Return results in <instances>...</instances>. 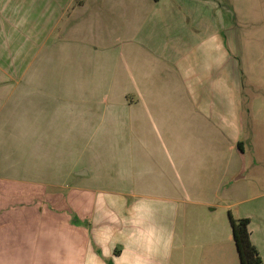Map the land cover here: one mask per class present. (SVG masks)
I'll use <instances>...</instances> for the list:
<instances>
[{
    "label": "crops",
    "instance_id": "obj_1",
    "mask_svg": "<svg viewBox=\"0 0 264 264\" xmlns=\"http://www.w3.org/2000/svg\"><path fill=\"white\" fill-rule=\"evenodd\" d=\"M236 17L225 0H0L1 29L39 46L34 86L0 71V264H241L231 214L264 262V87L243 105ZM60 150L65 195L41 177Z\"/></svg>",
    "mask_w": 264,
    "mask_h": 264
},
{
    "label": "rangeland",
    "instance_id": "obj_2",
    "mask_svg": "<svg viewBox=\"0 0 264 264\" xmlns=\"http://www.w3.org/2000/svg\"><path fill=\"white\" fill-rule=\"evenodd\" d=\"M225 1L228 3H232L235 10L237 11V17L233 21V26L236 32L238 33V40L239 41L242 40V45L240 47L241 56H242V52L244 53V51L246 50H247L246 51L247 54L248 52H250L251 55L252 54L255 55V58L254 59L250 58V60L248 59L246 55H244V57H241L242 64L247 69V74L245 76V86H244L245 91H244V96L241 102L243 103V105H246L248 103H256V101H258V97L255 96V94L253 93V89L251 87L252 81L256 79V81H258L261 84L262 88L264 87V78H262L260 82V78L258 75V62L256 59L257 45L254 43L255 42L254 40L257 39L258 33H259L258 14H257L259 0H225ZM241 20H250L252 25H250V28L247 29L243 27ZM32 32H33V29H28V28L17 30L13 28L1 29L0 27V71L6 70L4 72L7 73L9 76V79L13 81H17L18 79H20V74H23V72H26L28 74L26 78V85L34 86V76H33L32 69L34 68L35 54L39 52L38 50L39 46L38 44H29L30 43L29 41L32 39L30 37L32 36ZM11 38L14 40H18V42L19 40L21 41V40H24V38H26V42L14 44L10 42V40H12ZM42 70L43 72L44 71L48 72L49 67H47V65H43ZM0 80L2 79L0 78ZM44 82L45 84L49 85L48 80H45ZM0 83L2 82L0 81ZM257 87H258V84H257ZM74 96L76 97L77 94H74ZM86 96H88L87 100L89 101L90 106H97L99 102L101 103L100 97L102 95L98 98L99 96L98 93L89 92L88 94H86ZM120 99H121V94L117 92V94L114 97V100L119 101ZM43 108L46 109L45 106ZM28 127L29 125H26V128ZM68 143H70V139L67 138L65 140L63 138L62 140L59 141V148L61 149L66 148V145ZM75 143L77 146H79L81 141L75 139ZM93 143H96V142H91V145ZM91 148L97 150L95 147H91ZM106 149H108V146L106 147ZM63 152H64L63 150L59 151V156L57 158L58 168H56L57 172L52 173L51 175H46V176L43 175L41 177L43 181L47 180L49 183L53 185L52 186L53 188H57L56 190L59 193H64L65 195L66 191H68L69 188L63 185L69 183L70 178H71V174H69L70 172L69 171L66 172V170H69L70 168H65V163H66V160H68L69 162L71 160V157L67 155L68 157L66 156L65 158V156H63L62 154ZM78 159H79L78 157H74V160H76V162L78 161ZM113 160H115L114 156L106 157V161H113ZM102 162L103 161L100 158L99 165L100 164L103 165ZM96 164H94L93 166H91V168H89L91 171H94L93 172L94 176H98V172L102 170V168H98L99 166L97 167ZM61 185L63 187H61ZM103 193H105L106 195H114V194H117V191L116 192L107 191ZM83 194L88 195L89 199L92 200L93 194H96V192L84 191L82 195ZM64 197L62 200L63 203H64ZM57 204L60 205V199H58ZM58 211L59 213H62L64 211V208H58Z\"/></svg>",
    "mask_w": 264,
    "mask_h": 264
},
{
    "label": "trees",
    "instance_id": "obj_3",
    "mask_svg": "<svg viewBox=\"0 0 264 264\" xmlns=\"http://www.w3.org/2000/svg\"><path fill=\"white\" fill-rule=\"evenodd\" d=\"M233 236L241 264H264L259 248L251 238L249 218H235L230 215Z\"/></svg>",
    "mask_w": 264,
    "mask_h": 264
}]
</instances>
